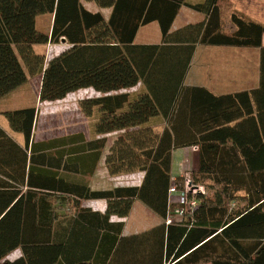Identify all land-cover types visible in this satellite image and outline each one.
I'll list each match as a JSON object with an SVG mask.
<instances>
[{"label": "trees", "instance_id": "16d2710c", "mask_svg": "<svg viewBox=\"0 0 264 264\" xmlns=\"http://www.w3.org/2000/svg\"><path fill=\"white\" fill-rule=\"evenodd\" d=\"M112 8L107 22L81 0H0V99L42 76L40 102L93 89L80 102L94 120V138L36 142L37 107L4 113L25 147L0 127V263L2 264H264V25L223 4L190 5L206 21L171 33L184 0H86ZM54 15L51 31L38 29ZM157 22L160 45L134 44ZM69 45L53 58L36 46ZM197 45L261 50L260 85L216 96L187 87ZM141 91H134L138 86ZM167 127L158 131L159 121ZM120 135L105 156L111 176L142 172L140 186L92 190L89 177L103 158L107 134ZM196 146L192 182L206 188L199 207L168 225L174 150ZM184 177L175 179L181 189ZM105 201L101 214L85 207ZM163 223L123 236L134 202ZM20 250L14 261L5 260Z\"/></svg>", "mask_w": 264, "mask_h": 264}, {"label": "crops", "instance_id": "0c3cea01", "mask_svg": "<svg viewBox=\"0 0 264 264\" xmlns=\"http://www.w3.org/2000/svg\"><path fill=\"white\" fill-rule=\"evenodd\" d=\"M185 5H183L180 8V11L174 21V24L172 26L171 33L184 28L189 25H196L199 23H203L206 21V16L193 8L190 7V5H197L204 0H184ZM232 1L229 0L227 4H230L232 6ZM81 4L83 7L93 14H101L102 17L108 22L112 16L113 9L112 8H101L99 7L95 2H89L86 0H81ZM259 4V11H263V9ZM245 11L247 9H251L250 3H246L244 5ZM253 8V7H252ZM231 11H233L231 9ZM255 11V10H252ZM259 11L253 12L254 16L258 15ZM233 12H240L244 16L250 18L251 20L263 24L260 19H252L247 15L248 13H243L241 11H233ZM247 12V11H246ZM257 13V14H256ZM261 14V13H260ZM51 18L49 21V26L46 29V32L51 31L53 24H54V15H50ZM39 18V17H38ZM226 18L223 17V23L226 22ZM42 26V25H41ZM37 27H38V19H37ZM39 29V28H38ZM233 27L230 25L229 31H232ZM45 31V30H43ZM163 36L161 32V28L159 23L154 22L151 24H148L146 26L140 27V29L137 32V35L134 40V44L137 46H151V45H160L162 43ZM61 46L62 49H65L69 45L67 43L61 42V44H58ZM46 46V45H44ZM55 46V45H54ZM263 46H264V40H263ZM205 47H208L207 53L204 52ZM214 48V49H211ZM217 48V49H216ZM226 47H212V46H203V45H197V49L194 55V58L192 60V64L190 67V70L186 76L185 79V86L187 87H202L209 90L211 93H213L216 96L221 95H234L236 93L242 92V91H252L259 87L260 85V64H261V50L260 49H250V51H257V60H256V68L255 70L252 67L253 61L250 58L249 52L245 54V58L240 60V62L237 61V58H232L234 62H229V76L228 79L225 77L219 79L215 75L213 64H210L211 66V72H206L204 69L201 71L200 67H198V71H193V65L196 61L195 58L198 55V52L200 50H203L202 55L203 56H213L217 53H223V50ZM210 54V55H208ZM202 58V57H201ZM238 66H240V74L238 72ZM250 67V68H249ZM249 68V69H247ZM252 70H254V73L252 74ZM201 71V72H200ZM27 84V83H26ZM23 85L14 92L10 93L9 95L3 97L0 99V127L8 133V135L20 146L25 147V137L23 134L15 133L8 122V120L5 118L4 113L9 111L7 108V103L10 100L11 96L14 94L16 95V100L19 101L21 104H19V107H16L15 110H22L27 109L31 107H36L39 103L40 99V91L38 94V97H36L35 100L27 102V97L29 95L27 94L26 86ZM143 87L140 85L132 90L134 91H141ZM14 110V109H13ZM39 111V109H38ZM39 113V112H38ZM39 115V114H38ZM38 118V116H37ZM167 122L166 120H162L158 122V125L156 126L158 131H162L164 128H166ZM17 136V137H16ZM18 138V139H17ZM35 140V139H34ZM36 142H43L42 140H35ZM196 146L193 147H186L178 150L173 151L172 155V180H175L178 177H182L185 172H194L199 169V149ZM94 173V175L89 177V183L92 190H103L98 183L95 182V179L97 177V172ZM176 172V173H175ZM175 173V176L173 175ZM144 179V176H143ZM142 179V181H143ZM141 181V184H142ZM140 184V185H141ZM85 207L91 208L95 212H99L101 214H104L106 212L107 204L105 201L97 200V201H89L85 203ZM135 215V216H134ZM112 222H124L125 228L123 231V236H132L137 235L143 232H146L150 229H153L154 227L160 225L163 223V219L158 217L155 213H153L149 208H147L142 202L136 200L134 202L131 214L126 219H120L118 217H112ZM21 251L17 250L14 253L10 254L5 260L14 261L17 258L21 256ZM2 264V263H0Z\"/></svg>", "mask_w": 264, "mask_h": 264}, {"label": "rangeland", "instance_id": "374dc122", "mask_svg": "<svg viewBox=\"0 0 264 264\" xmlns=\"http://www.w3.org/2000/svg\"><path fill=\"white\" fill-rule=\"evenodd\" d=\"M250 3L251 9H247L245 11L244 5ZM231 4V3H230ZM230 4L224 3L223 9L224 17L226 18V22H224V30L229 32L230 23H229V15L231 9L233 11H241L243 13H248L249 17L252 19L259 18L262 23H264V0H233L232 6ZM259 4H261V8L263 11H259ZM253 7V8H252ZM258 7V8H257ZM259 11L257 16L253 15V12ZM261 13V14H260ZM257 14V13H256ZM257 17V18H255ZM50 15H41L38 18V28L40 30H45L49 26ZM42 25V26H41ZM204 52L207 53L208 47H205ZM214 49V48H211ZM217 49V48H216ZM62 50L59 45H46V46H36L35 51L44 55L47 59L53 58ZM223 50V53H217L213 56H203V50L198 52L197 57L195 58L193 71H198V67L204 69L206 72H211L210 64H213V69L215 75L219 77V79L225 77L228 79L229 76V62H234L232 58H237V61L240 62L243 58H245V54L249 52L250 58L253 61L252 67L255 70L256 68V60H257V51H250V48H231L226 47ZM210 55V54H208ZM202 57V58H201ZM250 68V67H249ZM247 68V69H249ZM238 72L240 74V66H238ZM252 70V74L254 73ZM200 71V72H201ZM26 90L29 97H27V102L32 101L38 97L39 91L42 86V76L39 75L34 78H29L28 83L26 84ZM16 95L11 96L10 100L7 103V108L9 111H14L18 105L21 104L16 100ZM101 94L97 93L93 89H83L76 93L70 94L62 101L57 102H46L41 103L39 101L36 106L39 109V115L36 119L35 128H34V139L49 141L60 139L63 137L70 136H79L82 135L84 138L89 141L94 138V120L93 118H88L80 108V102L83 100L94 99L100 97ZM14 109V110H13ZM119 133H111L100 138H106L108 140V145L103 153V158L98 164V172L95 182L101 185L100 187L103 190H111L116 187H127V186H140L141 181L143 179L144 173L142 172H134V173H126L120 174L117 176H111L107 170L105 165V156L108 154V150L118 138ZM17 137V136H16ZM18 139V138H17ZM26 143V141H25ZM176 173V172H175ZM175 173L173 174L175 176ZM205 188V187H204ZM206 191V188H205ZM135 216V215H134Z\"/></svg>", "mask_w": 264, "mask_h": 264}, {"label": "built area", "instance_id": "2783aa9c", "mask_svg": "<svg viewBox=\"0 0 264 264\" xmlns=\"http://www.w3.org/2000/svg\"><path fill=\"white\" fill-rule=\"evenodd\" d=\"M197 149V148H196ZM184 182L181 186L172 181L170 188V208L166 218V224H175L186 218L199 207L201 197L206 193L205 188L200 185H195L191 179V173L185 172Z\"/></svg>", "mask_w": 264, "mask_h": 264}, {"label": "water", "instance_id": "95a60500", "mask_svg": "<svg viewBox=\"0 0 264 264\" xmlns=\"http://www.w3.org/2000/svg\"><path fill=\"white\" fill-rule=\"evenodd\" d=\"M63 43H66V41H65V40H63Z\"/></svg>", "mask_w": 264, "mask_h": 264}]
</instances>
